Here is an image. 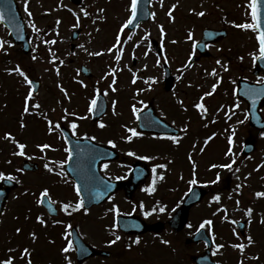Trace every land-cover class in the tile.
I'll list each match as a JSON object with an SVG mask.
<instances>
[{
	"label": "rangeland",
	"instance_id": "obj_1",
	"mask_svg": "<svg viewBox=\"0 0 264 264\" xmlns=\"http://www.w3.org/2000/svg\"><path fill=\"white\" fill-rule=\"evenodd\" d=\"M237 1L239 4L242 1V12H244L250 0H240V2L239 0H152L151 20L141 26L137 32L134 31L131 35H125L113 46V41H118L124 35V21L130 13L132 0H91L90 2L87 0L85 13L88 14L89 12L88 15L79 13L66 0H19L32 51L26 56L20 54L19 48L16 49L6 40V32L0 27V37H5L6 40V44L0 50V172L4 174L11 172L20 185L19 189L12 195L13 198H11L7 212L2 215L0 242L7 239L10 233H14L15 228L21 230L22 223L18 222V227H16V220L18 218L23 220L24 215L28 212L27 208L33 203L30 193L41 190L46 181L41 176L20 175L17 177V172L14 169L19 171L21 159L7 153L12 159L8 162L6 151L14 149L16 142H26L27 147L32 146L33 143H42L47 139L56 143L53 136L55 121L60 122L64 114L69 115V110L64 108L62 104L68 106L72 99L70 97L72 91L76 93L73 98L80 99V119L82 122L85 119L84 112L87 107L84 101H88L92 93L96 91L103 93L107 101L106 121L109 124L111 122V126L115 129L118 128L117 121L120 123L119 126L132 127L135 114L138 112L133 109L139 110L137 101L147 95V99L153 96L152 101L155 107L162 111L161 114L158 112L160 116L162 115L170 123L180 124L178 118L170 113L168 105L173 104L179 112V107L182 105L189 106L191 102L194 103L198 97L191 98L188 94L196 89V84H200V79L203 77L202 90L199 93L206 94L210 90V95H206L200 100L208 103L211 125H205L202 122L199 124L189 122L187 124V128L192 127L187 145L182 142L183 145H186L183 156H186L188 149L193 150L194 165L197 167L195 179L212 188L204 199L205 201L193 210L192 222L194 225L212 217L215 207L210 202V196L213 194V189L224 187L221 190L222 197L219 201L225 206L226 214L222 221L226 224L220 226L219 235L224 239L225 252L222 251L223 248L218 250L215 243L214 261L217 264H225L228 248H231L230 245L234 243L231 240L233 231L228 226L227 220L228 213L235 209L237 199L230 195L241 194L242 206L246 209L247 201L252 202L251 197L255 192L256 185L258 184L257 186L264 189V185L259 184L264 180L263 174L255 172V164L264 160V140H260L256 144L257 149L252 156L243 157L240 155L241 145L247 138L245 129L247 120L243 117L244 112H242L241 117L238 116L239 107L235 109V116L232 117V113H229V110L234 106L230 105L229 102L232 101L231 97H233L234 80L239 76L249 80H259V76L252 77V62L249 63L250 56L248 54L252 56L255 50L252 35L249 32L242 33L241 50L246 54H243V59L238 63H234L233 59L231 61L224 60L227 56L221 54L223 49L229 47L234 40L231 31L229 39L221 43V46L213 49L214 61H203L201 65L195 66L188 72L182 73L181 71L184 61L190 53L191 42L199 37L201 29L204 27H223L222 25L231 19L223 18L219 8L222 7L226 11H230L236 3L235 6L238 10ZM24 5L27 6L26 9L23 8ZM65 5L75 10L72 9L74 15L63 23L60 21V17ZM171 9L173 10L170 11ZM169 12L172 13L171 16ZM200 12H203L204 15H199ZM74 16L77 17L74 19ZM241 21L243 22V20ZM162 27L165 28L163 31L167 33L165 37H162ZM74 29H80L82 35L75 43L74 48L71 49L69 37L70 32ZM189 33L192 34V38L188 42L187 34ZM40 38H43L44 41ZM150 39H155L162 45L174 75L178 76L177 96L175 97L177 101L173 100L175 99L172 96L173 93H165L162 90V84H160L162 76L158 67L154 66V57L145 55V47L148 46ZM53 40L55 43H51ZM120 45H122L120 51H106L108 46ZM34 56L35 59H33ZM4 58H8V60ZM217 61L220 63L218 64ZM180 64H182L181 67ZM81 65L91 69V79L86 80L79 75ZM17 66L28 79L38 80L41 83V89L37 95L30 96L29 94L31 97L29 110L24 115L22 112V114L20 113V110L21 99L27 95V80L20 72L11 73ZM213 70L216 71V75L212 74ZM148 74H152V76H146ZM145 76L153 77L155 81L151 89L146 87V93L143 90L139 91L140 81L144 80ZM14 78H16V82ZM132 78H136L137 82H130ZM75 79L80 81L76 83ZM82 81L84 82L83 87L80 86ZM130 83L136 85L132 87ZM214 85L217 86L215 92L213 91ZM10 88H13V92L7 97ZM135 102H137L136 105ZM29 113L33 115L31 116ZM262 114L264 115V110ZM230 117L232 119H229ZM198 119L196 118V120ZM46 120L52 121L51 128ZM204 121L206 122L205 119ZM9 123L15 126V130L9 131L11 128ZM234 125L238 129L236 133L237 144L233 147L234 152L236 153L237 150L239 156L236 165H233V153L230 149L234 139L231 140L228 135L224 134H227ZM17 127L23 128L22 131ZM7 131L13 135L5 136ZM145 144L147 147H156L154 141H146ZM2 145L4 147H1ZM165 151L167 152V150ZM229 161L232 164H229ZM227 164L230 167H225L224 172L219 176V180H215L214 171ZM208 165L210 166L208 167ZM13 166H15L14 169ZM232 166L233 169L228 175V170ZM55 167L59 169L58 161L55 162ZM181 186L182 189L177 193H171V197L180 194L185 189V186ZM52 188L64 193L67 198L71 197V201H74L73 186L60 173L57 174ZM163 192L159 191L158 194ZM238 216L240 213L233 214L234 218H238ZM89 222L88 219L83 224ZM250 225L255 230L253 231L252 227L248 229L245 241L247 242L249 237L252 239L256 231L255 243L247 252V256L250 257L251 255V258L254 259L257 255L264 254V196L260 197L256 208L253 210ZM212 232L214 237L215 229ZM15 237L18 236L15 234ZM214 239L221 244L218 237H214ZM236 239L239 241L237 233ZM192 249L194 254H197L196 251L199 250V247L193 246ZM29 252L30 250L22 258L31 259L35 264H45L39 250H35L34 255H30ZM238 252V248L233 246L231 253L235 255V258L237 257L235 253ZM245 253L246 251L241 254L245 255ZM9 258L13 259L14 264L16 257L9 254ZM239 264L244 263L239 262Z\"/></svg>",
	"mask_w": 264,
	"mask_h": 264
},
{
	"label": "flooded vegetation",
	"instance_id": "obj_2",
	"mask_svg": "<svg viewBox=\"0 0 264 264\" xmlns=\"http://www.w3.org/2000/svg\"><path fill=\"white\" fill-rule=\"evenodd\" d=\"M229 13H234V9L231 8ZM234 23L230 20L226 28L228 32L235 31ZM62 105L69 110V115L64 114L60 122H57L58 127L56 126L53 132L56 143L47 142L49 145L47 148L50 149L42 155L43 158L36 161L34 157L29 158L31 163L40 167L36 174L47 176L44 187L31 193L33 203L27 208L30 231L39 230L43 232L45 241L50 247L68 246L71 242L72 231H76L82 242L88 246L96 247L98 252L109 253L107 259L101 257L90 259L89 262L93 264H192L190 259L193 256V246L188 244L194 233L192 208L189 212L186 211L185 214L177 216L182 223H177L172 227L169 220L174 216L193 184L189 188L187 187L183 193L173 197H171V193H177L178 189L172 190L168 186L162 187L157 177L158 169L154 166V160L147 152L145 141H143L146 137L155 136L140 133L139 136L129 140L127 137L132 134L129 128H112L106 121L107 114L98 121L91 122L89 126H83L77 100L73 98L68 106ZM73 123L77 125L75 129L71 127ZM101 123L105 126L101 127ZM84 140L115 150L118 159L100 164L99 171L104 178L110 181L126 183L125 189L116 191L106 203L87 209L78 207L81 200L78 194L72 202L71 197L67 198L64 193L52 188L57 174L60 173L66 178L65 166L69 162V150L65 141H68L69 145L78 148L76 154L79 158L77 170L84 173L87 178L86 182L90 194L97 196L105 189L104 182H99L94 178L92 170L89 168L82 170L80 167L82 159L98 154L95 151L89 152L87 147L82 148L81 142ZM109 141H113L114 144H110ZM130 153L136 155H130ZM142 156H148L150 159H141ZM56 161L59 162V169L55 167ZM135 162L144 163L148 172L147 177H144L143 170H137L136 183L131 184L129 178L131 167ZM46 164L52 169L51 171L45 167ZM105 165L107 168L104 167ZM153 169H155V173H153ZM152 187L155 188V191H148ZM45 189L48 190V195L44 197L55 206V217H48L39 206L41 193ZM159 191L164 192L159 195ZM162 196L165 201L161 205ZM65 204L69 205L67 211L64 210ZM168 206H174V210L166 213ZM160 207L164 208L163 212L160 211ZM153 208L156 211L153 212ZM145 212H151V215L145 216ZM161 213H164L163 217H159ZM118 216H131L143 224H136L133 232L126 233L118 228L116 221ZM88 219L90 222L83 224ZM117 236L120 237L119 240H116ZM137 238H139V243H136ZM114 240L115 243H110ZM161 253H171V255H162Z\"/></svg>",
	"mask_w": 264,
	"mask_h": 264
},
{
	"label": "snow or ice",
	"instance_id": "obj_3",
	"mask_svg": "<svg viewBox=\"0 0 264 264\" xmlns=\"http://www.w3.org/2000/svg\"><path fill=\"white\" fill-rule=\"evenodd\" d=\"M136 4H137V0H132V6H131V7H132V15H133V19L135 18V14H136ZM173 7H175V6H173ZM251 7H252V10H253V17L257 19V24H256V25H251V24L238 25V27H247V28H251V27H257V28H259V27H260V25H259V19H258V17H257V0H252ZM29 15H31V13H29ZM85 15H87V13H85ZM169 15L171 16L172 13L169 12ZM199 15L203 16L204 13H203V12H200ZM0 19H3V15H2V13H0ZM131 23H132V19H129V20L127 21V23L125 24V27H127V24H131ZM33 27L35 28V25H33ZM37 30H38V29H37ZM161 31H163V28H161ZM259 41H260V56H261V57H264V30H261V31H260ZM4 43H5V42H4L3 40H0V49H2V48L4 47ZM51 43H55V41L53 40V41H51ZM109 51H111V49H110ZM97 54H99V53H97ZM35 58H36V57L34 56L33 59H35ZM54 59H55V57H54ZM217 63L219 64L220 61H217ZM13 71L20 72V74H21L22 76H25V79L27 80V82H28L29 84L32 83V81L29 80V79L27 78V76H26L25 73L20 69L19 66H17ZM57 71H58V70H57ZM212 74H213V75H216L217 73H216L215 70H213V73H212ZM215 87H216V86L214 85V86H213V89H215ZM206 95H207V94H206ZM29 98H30V96H29ZM91 103H92V106H93V108H94V107L96 106V100L93 99ZM196 107H197V108H203V105H202V104H197ZM91 110H92V109L90 108V111H91ZM133 110H134V111H138V110L135 109V108H134ZM27 111H28V108L26 107V108H25V112H27ZM205 111H206V109H205ZM49 125H50V128H51V126H52V121H49ZM100 126H101V127H104L105 125H104L103 123H101ZM57 127H58V125H57ZM71 127H72L73 129H75V128L77 127V125L73 123V124L71 125ZM129 131H130L134 136H139V135H140V133L137 132L136 129H134V128L129 129ZM10 135H11V134H9V136H10ZM127 139L131 140L132 137L129 136V137H127ZM173 139H175V137H173ZM109 143H110V144H114L113 141H109ZM42 147H43V148H47V147H49V145H43ZM24 148H25V145H24L23 143H20V144H19V149H20L19 155H24V154H25V153H24ZM130 155H136V154H135V153H130ZM69 158H71V157H69ZM140 158H141V159H145V160L150 159V157H148V156H142V157H140ZM45 167H46V168H49V165L46 164ZM104 167L107 168V165H105ZM224 167H230V165H224ZM49 170L51 171L52 169L49 168ZM153 173H155V169H153ZM5 178H7V179H9V180H15V179H16L15 176H11V175L5 177V174L2 173V172H0V180H4ZM117 179H120V178L117 177ZM153 183H155V181H153ZM192 183H196V181L193 180ZM77 191L79 192V186H77ZM148 191H150V192H151V191H155V188H154V187L149 188ZM41 195H42V196H47V195H48V190L45 189V190L41 193ZM257 195H258V196H264V192H259V193H257ZM213 199H215V200H219L220 197H219V196H216V197H214ZM41 202H42V201H41ZM78 207H80V208H83V207H84V201H83V200H80V201H79ZM141 207H143V205H141ZM68 208H69V205H68V204H65V205H64V210L67 211ZM152 211L154 212V211H156V209L153 208ZM160 211L163 212V211H164V208H160ZM248 211L251 212V209H249ZM148 215H151V212H145V216H148ZM42 222H43V221H42ZM204 223H205V224H211V221H205ZM203 227H204V224H201V228H203ZM17 231L19 232L20 229H17ZM33 238H35V234H34V233H33ZM119 239H120V237L117 236V237H116V240H119ZM248 240H249V243H251V237H249ZM115 242H116V241L114 240V241H111L110 243H115ZM136 243H139V238H137ZM221 247H222V246H221ZM237 247L243 249V248H244V245H243V244H240V245H237ZM71 248H72V244H71V242H69L67 248H65L64 251L67 252V251H69ZM24 252H25V254H28V249H25ZM0 264H13V259H12V258H9V259H6V260H4V261H0ZM29 264H31L30 261H29ZM68 264H71V260L68 261Z\"/></svg>",
	"mask_w": 264,
	"mask_h": 264
},
{
	"label": "water",
	"instance_id": "obj_4",
	"mask_svg": "<svg viewBox=\"0 0 264 264\" xmlns=\"http://www.w3.org/2000/svg\"><path fill=\"white\" fill-rule=\"evenodd\" d=\"M147 1L148 0H137V4H136V9H138L139 8V6L141 5V4H146L147 3ZM261 5H262V8H264V5H263V3H261ZM261 5H259L260 7H258V9H260V13L262 14V18H264V15H263V9L261 8ZM138 6V7H137ZM146 8V7H145ZM259 13V14H260ZM143 14H145V15H147V13H146V11L145 12H143ZM12 20L11 19H8V23H10ZM9 27H10V30H11V33L12 34H17V36L18 37H16V36H14L15 38H17L16 40L17 41H21L23 44H25V42H26V40L25 39H23V37H21V35H20V32H22V28L21 27H19L15 22H14V24H13V27H11V25H9Z\"/></svg>",
	"mask_w": 264,
	"mask_h": 264
}]
</instances>
